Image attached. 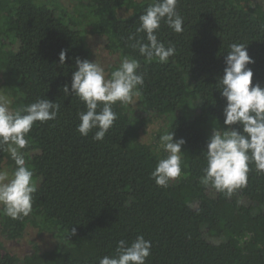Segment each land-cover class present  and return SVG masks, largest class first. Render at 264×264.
I'll use <instances>...</instances> for the list:
<instances>
[{
	"label": "trees",
	"instance_id": "1",
	"mask_svg": "<svg viewBox=\"0 0 264 264\" xmlns=\"http://www.w3.org/2000/svg\"><path fill=\"white\" fill-rule=\"evenodd\" d=\"M61 1L0 0V88L12 110L38 98L60 104L55 120L33 125L23 150L37 185L32 212L19 220L0 214L6 239L33 227L56 245L33 244L19 258L0 241V264H99L119 240L138 235L152 243L146 264H264V174L250 165L247 184L230 198L200 182L213 130L228 127L217 85L230 44L246 45L252 84L264 88V0H179L183 32L162 24L158 34L176 49L167 63L147 62L128 47L151 0H71V10ZM83 26L104 37L120 60L138 59L144 75L138 111L117 102L103 141L93 140L95 130H76L84 105L71 93L72 74L77 58L91 61ZM158 120L152 142H142L140 133ZM171 131L174 141H185L182 171L159 187L150 174L165 155L157 151L159 136ZM3 166L15 167L0 151Z\"/></svg>",
	"mask_w": 264,
	"mask_h": 264
},
{
	"label": "clouds",
	"instance_id": "2",
	"mask_svg": "<svg viewBox=\"0 0 264 264\" xmlns=\"http://www.w3.org/2000/svg\"><path fill=\"white\" fill-rule=\"evenodd\" d=\"M179 0H151L139 16L134 33L127 36L128 47L137 51L147 62L156 60L167 63L175 54V46L158 38L162 24L177 34L183 32V17L177 11ZM122 19H126L125 17ZM225 57L224 75L217 87L226 99L223 109L226 130L216 128L204 152L206 166L201 183L231 197L233 192L247 184L250 165L258 174H264V88L252 84L253 71L247 67L254 63L246 45L232 43ZM60 63L66 60L61 51ZM138 59L125 56L110 73L104 67L87 59H76L72 74L71 93L84 105L77 113V132L88 136L95 130L93 140L103 141L114 125L117 113L113 106L134 104L139 88L144 85V75L139 72ZM64 93H69L67 85ZM9 101L0 97V151L7 152L15 167L9 171L0 169V214L19 220L32 212L33 194L37 185L33 171L26 164L23 150L28 145L27 136L36 122L55 120L60 104L38 98L19 109H10ZM239 125V129L232 128ZM157 151L165 155L157 161L151 172L159 187H168L169 182L181 175V147L183 139L174 141V133L159 136ZM75 234V229L72 230ZM152 243L138 235L130 243L119 240L115 253L99 258V264H146L151 255Z\"/></svg>",
	"mask_w": 264,
	"mask_h": 264
},
{
	"label": "rangeland",
	"instance_id": "3",
	"mask_svg": "<svg viewBox=\"0 0 264 264\" xmlns=\"http://www.w3.org/2000/svg\"><path fill=\"white\" fill-rule=\"evenodd\" d=\"M61 3L64 7L68 8V10H71V0H62ZM119 15L121 17H126L128 13L121 10ZM83 30L89 31L90 26H83ZM85 41L90 50L91 61H96V63L104 67L106 73H110L109 69L111 67L119 65V57L109 52L106 48L107 41L104 37L86 31ZM0 97L7 99L9 101L8 106L12 109L10 98L4 94L1 88ZM126 107L129 109L132 108L133 111H138V98H135L134 104H126ZM161 125L162 122L160 120L152 122L142 133H140V140L146 144L152 142L153 136L156 134L157 130H160ZM2 169L9 170L6 166H3ZM0 241L4 244L7 250L19 258L29 255L33 244H38L43 250H50L56 245V241L51 234L42 232L33 227H27L20 238L6 239L0 232Z\"/></svg>",
	"mask_w": 264,
	"mask_h": 264
}]
</instances>
